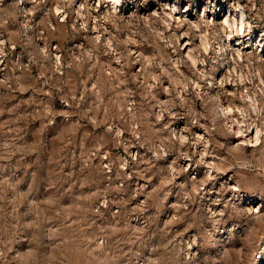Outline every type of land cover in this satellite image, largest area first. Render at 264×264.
I'll return each instance as SVG.
<instances>
[{
  "label": "rangeland",
  "instance_id": "1",
  "mask_svg": "<svg viewBox=\"0 0 264 264\" xmlns=\"http://www.w3.org/2000/svg\"><path fill=\"white\" fill-rule=\"evenodd\" d=\"M166 1L0 0V264H264V120L231 147L176 20L221 0Z\"/></svg>",
  "mask_w": 264,
  "mask_h": 264
},
{
  "label": "built area",
  "instance_id": "2",
  "mask_svg": "<svg viewBox=\"0 0 264 264\" xmlns=\"http://www.w3.org/2000/svg\"><path fill=\"white\" fill-rule=\"evenodd\" d=\"M248 1L251 9L242 0H221L213 6L201 3L199 10L206 20L220 22L212 38L206 32L209 61L203 65L213 78L222 114H228L232 126L255 130L264 120V20L253 11L256 0Z\"/></svg>",
  "mask_w": 264,
  "mask_h": 264
},
{
  "label": "bare ground",
  "instance_id": "3",
  "mask_svg": "<svg viewBox=\"0 0 264 264\" xmlns=\"http://www.w3.org/2000/svg\"><path fill=\"white\" fill-rule=\"evenodd\" d=\"M113 2H115V3H117L119 0H112ZM165 1V2H164ZM160 2H161V4H163V3H169L170 4V2H168V1H166V0H160ZM171 5V7L173 8V9H176V8H178L179 7V5H178V2L177 1H175V3L172 5V4H170ZM178 5V6H177ZM60 4H57V6H56V8L57 9H60ZM167 7H165L163 10H165ZM155 11V10H154ZM190 9L189 8H187V10L185 11V12H187V15H190ZM160 13L158 10H156L155 11V13ZM166 12V11H165ZM169 12V11H168ZM168 12H166V13H168ZM171 12V11H170ZM174 12V11H173ZM165 13V14H166ZM170 14V13H169ZM166 16V15H165ZM164 16V17H165ZM179 16V15H178ZM177 16V17H178ZM184 16V15H183ZM167 17V16H166ZM179 18H181L180 16L178 17V19H176L177 20V22L179 23V26L181 25V27H182V29H183V32H182V39H185V42H183V49L184 50H186V53H187V55H188V58L190 59V61L192 62V64H193V66L194 65H197L198 64V59H199V57H198V55H197V53H196V47H197V45L196 44H194V42H192L191 41V39H190V35H192L191 33L192 32H194V31H196L197 32V34L200 36V42H199V46L201 47V48H203V50H207L208 49V46H209V44H210V40H209V37H208V34L206 33V31H205V28L204 27H202V23H201V21L200 20H198L196 17H190V19H189V22L188 23H190L188 26H187V28H185L184 29V24H182L183 23V21H182V18L181 19H179ZM184 18H187V17H184ZM203 18H205V16L203 17ZM235 18V16L234 17H232V19H234ZM227 19H230V17H227ZM180 20L182 21V23L180 24ZM205 20V19H204ZM130 21V20H129ZM175 21V20H174ZM96 22V21H95ZM170 22V21H169ZM172 22V21H171ZM177 22H176V24H177ZM207 22V21H206ZM170 24V23H169ZM174 24V23H173ZM168 25V24H167ZM97 26V25H96ZM96 26H94V27H96ZM168 27V26H167ZM185 27H186V25H185ZM95 29V28H94ZM98 33V32H97ZM174 33V32H173ZM180 34H178V35H180ZM164 35V34H163ZM97 36H100V34L98 33L97 34ZM109 37H107V42H106V46H107V48H113V47H115L114 46V41H113V36H111V35H108ZM129 37V36H128ZM133 37V36H132ZM131 36H130V38H132ZM163 37V36H162ZM177 37V36H176ZM127 38V37H126ZM134 39V38H133ZM127 40V39H126ZM137 40V39H136ZM165 40V39H164ZM178 40V39H177ZM134 42V41H133ZM167 42V41H166ZM177 42V41H176ZM172 44V43H171ZM172 46H173V44H172ZM198 46V47H199ZM174 48V47H173ZM107 50V49H106ZM180 69V68H179ZM197 83V82H196ZM195 83V84H196ZM200 87V86H199ZM181 96H183V94H180ZM222 113V112H221ZM220 117H223L224 119H227V117H228V114L225 112L224 114H221L220 115ZM224 119H222V121H226V120H224ZM228 120V119H227ZM226 123H227V121H226ZM225 123V124H226ZM224 124V123H223ZM185 126V125H184ZM185 127H181L180 129H179V136H180V139H183V140H186V138H187V134H186V132H185V129H184ZM227 130L226 131H228L231 135H232V137H234L235 138V140H236V142L235 143H233V145H231V147H233L234 149H236L237 151L239 150H241V151H243V152H246V148H247V145H251V146H256V145H259V144H261V142H262V127L261 126H257L256 127V129L254 130V129H251V130H249V131H247V129H243V127L242 126H238L237 128H235V125L234 126H232V125H230L229 123L228 124H226V127H225ZM249 129V128H248ZM176 131V130H175ZM228 135V134H227ZM198 136H200V137H205V138H207V140H206V142H207V144L206 145H204V146H206L205 147V149H204V151H202L201 153V161L200 162H203V163H205V166L207 167V169H208V171H209V173L210 174H213L214 172H215V170H218V169H220L221 168V165H220V163L218 162H216L214 159L215 158H213L212 157V160H209L208 159V155H207V152H208V143L210 142L209 140V138L208 137H206V135L205 134H202V133H198ZM182 140V141H183ZM210 147V146H209ZM188 155H190V153L188 152L187 153V155L186 156H188ZM243 155V154H242ZM212 156V155H211ZM244 157V156H243ZM187 160H188V163H187V166H188V164H190V160H191V157H188L187 158ZM174 166V165H173ZM227 166V165H226ZM230 166V165H229ZM225 167V166H224ZM223 168V167H222ZM225 168H227V167H225ZM229 168V167H228ZM224 169V168H223ZM220 171V170H219ZM216 173V172H215ZM218 173V172H217ZM209 174V175H210ZM228 180V179H227ZM228 184V183H227ZM235 184V183H234ZM232 185V184H231ZM236 185V184H235ZM235 188H237V186H235ZM260 209H259V207L258 208H256L255 209V211H259Z\"/></svg>",
  "mask_w": 264,
  "mask_h": 264
}]
</instances>
